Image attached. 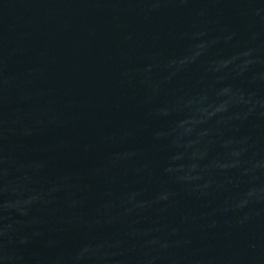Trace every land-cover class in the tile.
Segmentation results:
<instances>
[{"label":"water","instance_id":"obj_1","mask_svg":"<svg viewBox=\"0 0 264 264\" xmlns=\"http://www.w3.org/2000/svg\"><path fill=\"white\" fill-rule=\"evenodd\" d=\"M0 264H264V0H0Z\"/></svg>","mask_w":264,"mask_h":264}]
</instances>
